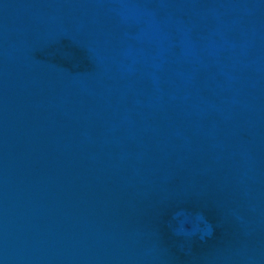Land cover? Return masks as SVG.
Returning a JSON list of instances; mask_svg holds the SVG:
<instances>
[{"label":"water","instance_id":"water-1","mask_svg":"<svg viewBox=\"0 0 264 264\" xmlns=\"http://www.w3.org/2000/svg\"><path fill=\"white\" fill-rule=\"evenodd\" d=\"M0 264H264V0H0Z\"/></svg>","mask_w":264,"mask_h":264}]
</instances>
